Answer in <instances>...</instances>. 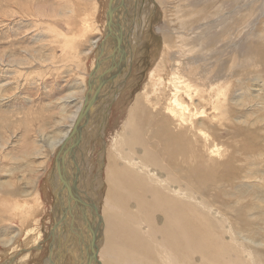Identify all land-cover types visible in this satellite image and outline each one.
Here are the masks:
<instances>
[{"label": "bare ground", "instance_id": "6f19581e", "mask_svg": "<svg viewBox=\"0 0 264 264\" xmlns=\"http://www.w3.org/2000/svg\"><path fill=\"white\" fill-rule=\"evenodd\" d=\"M132 1L125 0L123 4L121 0H107L108 3L110 2L107 16L112 18V28L116 27V30L109 34L106 26L103 40L95 42V46L88 49L90 57L93 55V65L88 75V86L83 90V102L72 113L68 130L60 137L48 140L47 146H42L45 149L50 148L57 155L52 162L53 170L48 173V181L46 180L48 185L46 187H55V198L52 193L51 199L54 198L56 201L54 210L52 211L51 208L49 212L53 223L50 232L49 229L46 231L50 240L46 258L39 252L37 254L40 250L38 244L43 246L41 242L43 236L36 226L40 224L39 220L34 222L32 220L38 214L35 212L42 206L38 189H29L26 193L21 190L0 192V201L8 200L9 203L2 208L8 223L11 222V218L20 217L25 221L23 225H33L28 228V234L33 235H28V240L33 242L29 244L30 248L37 249L36 251L32 249L34 252L29 249L24 250V253H21L12 264L27 262L29 258L40 259L41 262L43 261L42 264H62L60 256L63 251L68 253V250L73 252L70 254L73 260L78 257L75 264H96V254L98 264H264L262 252L264 244L253 240L258 230L262 233L261 236L264 235V221H261L264 218L256 223H250L248 220L251 216L259 215L263 205L254 199L245 198L244 193L240 191L237 193L238 196L235 195L238 186L249 185L248 182L255 176H250L252 174L249 172L255 160L252 163L240 157L236 158L237 154L246 155L251 148L252 140L246 137L245 145H241L239 141L221 142L225 134L221 131L223 125L221 120L226 119L228 110L239 106L237 102L239 95L244 94V82L249 79L245 76L253 75L252 78H258L264 74V57L256 60V54L252 52L254 47L247 44L250 41L258 42V46L263 48L262 56H264V35L259 36L257 33L249 32V24H246L249 13L253 14L252 9L249 10V0H180L181 2L175 4L174 11L176 15L178 14L176 19L180 29L174 26L176 20L172 24L175 32L169 26L166 29L155 28V32L162 34L163 52L154 64L155 69H152L154 72L147 79L148 82L134 97L119 130L112 136L109 144H106L105 130L111 109L115 106L112 107V104L125 87L124 83L127 79L125 69L130 63L132 67L131 60L134 57H130L128 61V52L120 49L115 77L106 76L107 81L101 88L99 85L104 80L99 84L98 80L91 85L89 83L90 78H95L106 69V66L115 63L111 57L106 62L104 58L109 51L113 52V46L115 48L118 46V44L115 46L116 41L113 42L111 39L117 36L115 21L119 20L122 24V32L126 27L129 29L130 25L134 24L135 18L130 12L131 8L127 6V3ZM144 1L139 10L142 19L137 30H140V33L145 30L144 34H147L150 24H147L146 29L142 28L147 19L145 15L147 14L149 18L155 15L159 6L166 4V0ZM60 2L57 3V11L52 10V16H58L60 14L58 11L69 14L74 5H77L70 3L69 5L66 1L67 3L59 6ZM118 2L120 5L123 4L122 7L118 6ZM96 6L97 2L94 7L97 11ZM260 6L262 5L251 7L258 13ZM104 8L106 9L107 5ZM184 8L188 10L185 11ZM36 11H39V14L32 13L29 20L39 15L45 17L41 10ZM183 12L191 14L190 19L183 20ZM253 15L258 16L255 13ZM242 18L246 20L240 24ZM69 20L65 19L58 23L52 21L47 24L52 27L47 28L51 31L40 32L42 37L49 35L45 38L50 40L49 46L52 52L55 47H61L59 49L63 55L59 53V56L61 55L65 61H69L70 58L78 59L79 53L74 52L78 46L75 48V45L81 43L85 36L87 38V35L83 34L81 35L83 39L77 40V33L70 27ZM148 23H151V19ZM61 25L62 28L59 27ZM140 33L138 32L137 40ZM136 37L134 29L123 41L133 39L130 40V46L133 45ZM234 39H238L237 45ZM168 46L173 50H169ZM208 47L213 49L210 51ZM95 49L97 52L94 56ZM254 50V53L260 52L259 47ZM10 60L14 62V59H9V62ZM96 62L98 67L95 65ZM156 73H159V78H155L158 84L154 85L151 80ZM229 88L233 89L228 91ZM102 92L104 93L101 98L99 94ZM90 96H93V100H90ZM97 98L101 102L99 105L96 104ZM86 104L87 108H85ZM91 106H94V111L83 117ZM80 122L85 124L84 129L88 131L86 135L77 138V125ZM237 127H230L228 131L234 139L240 132ZM248 131V134L252 133L251 130ZM245 132L247 133V130ZM90 133L93 134L94 140L100 141L98 142L100 146L106 145L103 153L99 155L101 159L105 158V163L98 164L100 169L104 170L106 192L100 197L97 181H92L94 185L91 187L92 197L88 198L90 201L83 199L84 204L79 203V205L81 207L84 205V212L90 224L94 220L99 239L96 237L94 241L85 243L81 237L84 239L87 236L85 229L89 231V224L87 226L79 222L78 226L73 227V231L79 234L78 238L82 246L74 241L75 236H68V243L64 245L62 237L67 233V225L61 221L65 212V206L61 204V192L67 190L68 194H74L77 183L81 185V173L84 169L81 170L78 159H83L84 155L79 151L85 153L84 149L90 140ZM245 146L248 148L246 149ZM42 147L35 148L32 155L34 157L44 155ZM87 160L85 159L84 162L86 163ZM69 162L72 164V170L70 172L66 170L68 173L64 175V167L66 168ZM210 170L214 173L209 172ZM67 180L72 185L70 189L65 183ZM206 184L209 186H205ZM261 188L264 192V183ZM222 190L225 193L232 191V197H237V203L231 200L232 197L228 200L230 202H227L228 198L221 195ZM43 191L46 192V188H43ZM211 191L214 195H211ZM99 202L100 215L97 214ZM95 216L98 217V222ZM0 218L3 217L0 215ZM22 232L19 229L18 235ZM16 238L17 235L11 234L5 239L3 246L13 243ZM72 242H75L74 247L67 250ZM97 242L101 243L98 248Z\"/></svg>", "mask_w": 264, "mask_h": 264}, {"label": "rangeland", "instance_id": "374dc122", "mask_svg": "<svg viewBox=\"0 0 264 264\" xmlns=\"http://www.w3.org/2000/svg\"><path fill=\"white\" fill-rule=\"evenodd\" d=\"M66 1L68 2V0H0V192L9 190H21L24 191L23 193H26L29 189H38L42 206L35 212H38V214L32 220L33 222L34 220H39L40 222V224H37L36 226H38V232H41L43 236V240L41 241L43 246L38 244L40 250L37 251V254L38 252L41 253L44 258L48 256V243H50L46 231L49 229L50 232L51 225L53 223V219L49 212L51 208L52 211L54 210V205L56 203L54 199L55 187H46V182L48 181V173L53 170L52 162L57 155L54 151H51L50 148L46 147L47 149H45L42 146H45L47 142H49L48 140L51 141L57 136L60 137L63 132L68 130L72 113L83 102V90H85V87L88 86V75L93 65V55L92 57H90L89 52L87 51L95 46V42L97 43L99 40L101 41L105 37L104 30L108 22L107 14L108 6L110 3H108L107 0H73V2L72 0H70L68 4H77L74 5V7L76 8L73 7L72 11L69 14H65L63 11H58L60 12L58 16H52V10L57 11V3L60 2V6L67 3ZM84 1H87V6ZM179 1L180 0H166V4L159 6V9L154 13L155 15L151 16L150 18L147 16V14L145 15L147 19L142 28L146 29L147 24H150V28L148 29L149 31H147V34H144L145 30H142L141 33L140 30H137L139 28L138 25L139 21L142 19V15L140 16L139 11L134 10L136 6L137 9L140 10V6L142 7V4L145 1L133 0L131 3H127L128 8H131L132 10H130V12H132L133 18H135L134 24L130 25L129 31L131 34L135 29V35L137 37L134 39L135 42H132L133 45L130 46L129 43H131L133 39L129 38L128 42L123 41L121 50H125L128 52V61H130V57L134 58L133 60H131L132 67H130V63V65L127 66V68L129 67L128 70L127 68L125 69V76H127V79L124 83L125 87L121 90L120 96L112 104V107L114 105L115 106L111 109V113L109 115L110 119L105 130L106 144H109L112 136H114L115 132L119 130L121 123L124 121V118H126L129 106L134 101V97L138 94V92H140L144 84L148 82L147 79H149L150 75L154 72V70L152 71V69H155L154 64L157 63L163 52L162 34L158 33V31H156V33L155 28L160 29L163 27L166 29L169 26L171 27L172 31L175 32L172 28L173 21L175 20L176 23L174 24V26H176V29L178 28L179 22L178 19H176V16H178V14L176 15L174 7L178 4ZM96 2V7L98 8L97 11L94 10ZM121 2L125 4V0H121ZM91 4L92 6H90ZM123 4L120 5V3L118 2V6L122 7ZM258 4H261L262 6H260L261 8H259V12L256 13V11H254L251 6H256ZM105 5H107L106 9L104 8ZM35 6L37 7L35 8ZM235 6L236 5H233V7ZM184 9L185 11L188 10V8ZM251 9L253 11V14H258V16L249 13V17L246 21V24H249L248 31H252L254 34L257 33L259 34V36L264 35L263 0H249V10ZM36 10H41L40 12H42L43 15L45 14V17H40L39 15V17H36L35 19L31 18L32 21L29 20V17L32 13L33 15H36V13L39 14V11ZM29 12L31 13L29 14ZM195 12H197V10H195ZM49 16H52V18H48ZM182 16L183 20L190 19L191 14L183 12ZM65 19H71L69 20L70 27H72V30L77 33V40H81V38L83 39V36L81 35H87V38L85 36L84 39L80 41L81 43L75 45V48L78 46L77 49L74 50L75 53L76 51L79 53L78 59L70 58L68 59L69 61H65L62 58L61 55H63V53H60L61 51L59 49L61 47H55L52 52L49 46L50 40L45 38L49 35H44L45 37H42V34L40 33L44 30L47 33L48 31H51L50 28L47 29L48 27H51L47 25L50 24V22L53 21L58 23ZM149 19H151V23H148ZM245 20V18H242L239 23L243 24ZM59 27L62 28L63 26L61 25ZM178 29H180V27ZM138 32L141 35L137 40L139 36ZM234 42H236L237 45L238 39H234ZM251 42L252 41L248 42L247 44H250V46L252 45L255 49L259 47L260 52L254 53V48L252 50L253 54H256V60H259V58L263 59V48L261 46H258V42ZM244 44L247 45L245 42ZM99 45L96 48L97 50ZM114 48V46L113 49L111 48L112 51L114 50ZM125 48H128V50H126ZM208 48L210 49V51L213 49L210 47ZM96 49L93 53L94 56L97 52ZM168 49L171 51L173 50L171 46H168ZM114 51L115 53H117L116 50ZM59 53L61 54L60 56ZM108 53H110V51ZM226 55L228 56V54ZM9 59H14V62H19V65H16L11 60L9 62ZM17 59L19 61H17ZM22 59H24V61ZM111 60H113V58H111ZM8 62L12 65H10ZM21 64L22 66H20ZM75 65L77 67H75ZM110 66H112V63L110 64ZM70 68H72L73 70ZM158 74L159 73H156L151 80L154 85L158 84L156 82V79L159 78ZM80 76L84 79H81ZM260 76L261 77L258 78H252L253 75L250 77L245 76V78L249 79L244 82V94L239 95L240 98L237 101L239 103V106L233 107L232 110H228L226 119L221 120V122L223 123L221 131L223 134L225 133L223 135V138L221 139V142H229L231 140V143L234 141H239L240 143H242L241 145H245L244 142L246 143L247 138L252 140V144L250 143L251 148H249V151L246 152V155L244 153H242L243 155L237 154L236 158L240 157L241 159L247 160V162H252L255 160L254 165L249 168V172H251L252 174L250 176H255L250 180V182H248L249 185L244 184L238 186L236 190L234 189L236 196H238L237 193H239L240 191L244 193V197L246 196L245 198L250 200L254 199L256 202H259V204L262 203L263 205L261 210H259V215L256 214L255 216H251L250 219H248L250 223H256L264 218V192L261 188L264 183V74H261ZM108 77L113 78L115 77V75L113 74ZM106 81L107 78L104 79V82L101 83L99 87L101 88L102 84H104ZM233 84L235 85L236 81ZM233 88H229L228 91L232 90ZM77 89L79 92L77 91ZM158 91L159 89H157V92ZM103 93L104 92L99 94L101 98L103 97L101 96ZM98 98L96 100V104L99 105V103L101 102L98 101ZM243 103L245 104L243 105ZM93 107L94 106H91L89 110L83 114V117L87 116L90 111L92 113L94 111ZM229 111L231 112L229 113ZM84 125L85 124H82L81 122L78 123L77 138H79L83 134L86 135L88 130L84 129ZM236 126H238L237 129L240 132L235 135L237 136V138L234 139L232 135L228 134V131L230 127L233 128ZM248 129L251 130L252 133L248 134ZM246 130L247 133L245 132ZM40 131L42 132L41 134ZM90 134V140L87 143L86 148L84 149L85 153L79 151L81 155H84L83 159L77 158L81 170L84 169L83 173H81V185L77 183L76 191L74 192V194H68L67 190L61 192V204L63 207L65 206V212L64 214H62L61 221L66 223V230L68 233L67 235L65 231L64 233H66V235L64 234L62 237L64 245L68 243V236H75L74 241H76V243L79 244L80 247L82 246L81 240L80 238H78L80 237L79 234L76 231H73V227H75V225L78 226L79 222L81 224H86L87 226L89 224V231H92V233H89V231L85 229L87 236L84 239L81 237V239L85 243L87 241H94L96 237L97 239H99V232L95 230L96 225L94 224V220L90 224L84 212V205L82 207L79 205V203L84 204V200H87L88 202L90 201L88 198L91 196V187L92 185H94L92 181H97L96 185L98 184V187L100 188L98 192V195H100V197H102V195H104L106 192V184L104 183V170L101 168V171L100 167L98 166V164L104 165L105 163V158L101 159V156L99 155L103 153L106 145L100 146V141L94 140L93 134ZM40 146L42 147L41 150L42 154L44 153V155L34 157L32 155V153H34V149H40ZM245 148L247 149L248 146H245ZM29 154L31 155L28 156ZM85 159H88L86 161L87 164L84 162ZM71 165L72 164L69 162L66 165V168L64 167V175L72 170ZM211 171L213 170H210L209 172ZM77 173L79 174L78 168ZM211 173H214V171ZM258 177H260L261 179ZM65 183L68 184L69 189L72 188L69 180H67V182ZM205 186L209 185L206 184ZM43 188H46L47 191L44 192ZM52 193L54 195L53 199H51ZM212 193L213 191H211V195H214ZM226 193H228L229 195ZM226 193L222 190L221 195H224L225 198H228L227 202H230L228 200L233 196L232 191H227ZM236 196L234 198L232 197L233 199H231L235 200L234 203H237ZM207 197H210V195H207ZM3 202L5 204H3ZM3 202L0 201V215L1 217H3L2 219L0 218V223H2V227L0 226V229L2 228L1 230H3L2 232H0V263L12 264L18 257H20L19 255H21V253H24V250L29 249L30 251H33L32 249H34L36 251L37 249H31V245H29L33 244V242L28 240V235L33 236L31 234H28V228H30L31 224L29 223L30 225L28 226L23 225L25 221H22V218L20 217H14V219L11 218V222L8 223L9 221H7L6 215H4V211L2 208L9 203L8 200H4ZM96 204L97 202L95 203V205L93 203L95 207L97 206ZM78 207L81 210H79ZM92 207L93 206H91V208ZM100 209L101 204L99 202L97 208L98 215H100ZM95 218L98 222V217L95 216ZM261 221H264V219ZM19 229L23 231L21 234H19L20 236L18 235ZM11 234L17 235L18 239L16 238V241H13V243L3 246L6 241L5 239L9 238ZM261 235L262 233L258 230L256 236H253V240L264 244V235ZM93 244L90 245L91 248L93 247ZM74 245L75 242H72L70 245H68L67 250L70 247H74ZM100 245L101 243L97 242V248ZM262 252L264 254V248L262 249ZM71 253H73L71 250H68V253L64 251L62 252L60 256L62 264H75V261L78 257L76 256L73 260V258L70 256ZM86 254L88 253L86 252ZM97 258L98 257L96 254V264H98ZM34 259L29 258L27 262H22L20 264H42L43 262H41L40 259Z\"/></svg>", "mask_w": 264, "mask_h": 264}, {"label": "water", "instance_id": "95a60500", "mask_svg": "<svg viewBox=\"0 0 264 264\" xmlns=\"http://www.w3.org/2000/svg\"><path fill=\"white\" fill-rule=\"evenodd\" d=\"M134 6H136V5H134ZM134 10H136V11H139L138 9H137V6H136V8L134 9ZM140 12V11H139ZM108 18V17H107ZM112 18L110 19V18H108V22H107V28H108V30H109V34L110 33H112V32H114V30H116V27H115V29L114 28H112V26H113V24H112ZM114 24H116V26H117V32H116V37L115 38H111L112 40H113V42H115L116 41V43H115V46L118 44V46L116 47L117 48V53H115V48H114V50H113V52H110V53H107L106 55H105V62L109 59V57H111L112 58V56H113V60H114V58H115V63H113L112 64V66H106L105 68V70H103V72H101L99 75H97L95 78H90L91 80H90V83H89V85H91V83H94V81L96 80H98V84L100 83V82H102L104 79H106V76L108 77V76H110V75H113L115 72H116V70L118 69L117 68V65H118V63L119 62H117V60H118V57H119V53H120V49H121V45H122V42H123V39H125V38H128L129 37V33H130V31H129V29L126 27L125 28V30L122 32V30H121V26H122V24L120 23V21L119 20H116L115 21V23ZM115 26V25H114ZM125 42V41H124ZM126 42H128V40L126 41ZM111 43H112V41H111ZM123 57V56H122ZM121 62H122V60H121ZM97 67H98V63L96 62V64H95ZM121 82V81H120ZM119 82V83H120ZM91 92V91H90ZM88 97V96H87ZM87 100V99H86ZM90 100H93V96H90ZM85 108H87V104H86V106H85Z\"/></svg>", "mask_w": 264, "mask_h": 264}]
</instances>
